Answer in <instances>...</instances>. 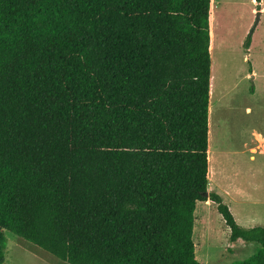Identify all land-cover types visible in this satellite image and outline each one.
Returning a JSON list of instances; mask_svg holds the SVG:
<instances>
[{"label": "trees", "instance_id": "obj_1", "mask_svg": "<svg viewBox=\"0 0 264 264\" xmlns=\"http://www.w3.org/2000/svg\"><path fill=\"white\" fill-rule=\"evenodd\" d=\"M212 7L0 0V264L7 234L67 264H201L208 201L259 245L233 264H264V227L208 192Z\"/></svg>", "mask_w": 264, "mask_h": 264}, {"label": "rangeland", "instance_id": "obj_2", "mask_svg": "<svg viewBox=\"0 0 264 264\" xmlns=\"http://www.w3.org/2000/svg\"><path fill=\"white\" fill-rule=\"evenodd\" d=\"M214 29L208 192L223 198L241 227H264V153L256 152L259 136L264 139V0H213V36ZM195 217L193 240L201 264H233L259 248L231 243L213 202H199ZM6 237L3 264H67L12 234Z\"/></svg>", "mask_w": 264, "mask_h": 264}, {"label": "bare ground", "instance_id": "obj_3", "mask_svg": "<svg viewBox=\"0 0 264 264\" xmlns=\"http://www.w3.org/2000/svg\"><path fill=\"white\" fill-rule=\"evenodd\" d=\"M214 36H213V43H212V47H213V45H214V47H215V41H216V37H215V29H214ZM215 49V48H214ZM215 51V50H214ZM215 78L213 77V80H212V87H211V98L213 97V95H214V93H215ZM212 113H213V108L211 107V117H212ZM211 123V122H210ZM212 133V132H211ZM209 151H210V154H211V156H210V158H209V162L210 163H213V155H212V140H211V148H209Z\"/></svg>", "mask_w": 264, "mask_h": 264}, {"label": "crops", "instance_id": "obj_4", "mask_svg": "<svg viewBox=\"0 0 264 264\" xmlns=\"http://www.w3.org/2000/svg\"><path fill=\"white\" fill-rule=\"evenodd\" d=\"M252 73H254V71H252ZM259 139L261 144H259L258 147L256 148V152L259 151L260 149L261 152L264 153V139H262L260 136Z\"/></svg>", "mask_w": 264, "mask_h": 264}, {"label": "snow or ice", "instance_id": "obj_5", "mask_svg": "<svg viewBox=\"0 0 264 264\" xmlns=\"http://www.w3.org/2000/svg\"><path fill=\"white\" fill-rule=\"evenodd\" d=\"M253 2H255V0H253Z\"/></svg>", "mask_w": 264, "mask_h": 264}, {"label": "water", "instance_id": "obj_6", "mask_svg": "<svg viewBox=\"0 0 264 264\" xmlns=\"http://www.w3.org/2000/svg\"><path fill=\"white\" fill-rule=\"evenodd\" d=\"M209 193H207V195H208Z\"/></svg>", "mask_w": 264, "mask_h": 264}]
</instances>
